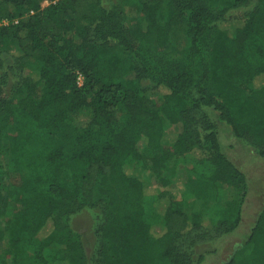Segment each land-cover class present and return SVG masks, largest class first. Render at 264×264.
I'll return each instance as SVG.
<instances>
[{
  "label": "trees",
  "instance_id": "16d2710c",
  "mask_svg": "<svg viewBox=\"0 0 264 264\" xmlns=\"http://www.w3.org/2000/svg\"><path fill=\"white\" fill-rule=\"evenodd\" d=\"M42 1L0 0V264L30 249L34 264L202 262L180 240L233 233L248 193L220 125L264 156V0H123L137 4L132 22L102 0ZM195 150L201 186L238 192L214 198L210 226L204 212L185 210L189 184L179 197L170 190L179 169L155 176L151 194L131 164L149 152L165 169ZM86 206L101 212L91 257L71 225ZM246 241L248 264H264V205Z\"/></svg>",
  "mask_w": 264,
  "mask_h": 264
},
{
  "label": "rangeland",
  "instance_id": "374dc122",
  "mask_svg": "<svg viewBox=\"0 0 264 264\" xmlns=\"http://www.w3.org/2000/svg\"><path fill=\"white\" fill-rule=\"evenodd\" d=\"M223 2L224 0H213L215 7L220 6ZM48 4L49 1L47 0L41 2L42 7ZM102 4L108 8H122L128 15V22H132L133 18L137 15L136 3L129 4L123 0H102ZM166 17L167 12H164L160 21L165 22ZM184 44H186V40L183 35V29L177 27L174 30L171 45L179 47ZM121 56L125 57L123 54H121ZM18 76V71L11 72L9 75V86L11 91L18 80ZM79 82L82 84V77L79 78ZM143 85L149 87L154 95H160L165 92L162 88H155L149 81H143ZM220 128L221 142L225 154L248 178V193L242 207L241 223L233 233L227 235L217 234L213 230H196L191 235L180 240L179 249L188 253L191 258L196 260L202 255L204 258L203 261L197 264H228L233 260L236 264H248L247 252L249 250H245L246 239L264 205V156H261L258 150L251 144L236 139L224 125L221 124ZM177 131L178 128L176 127L169 130L167 134V145H171L176 137ZM201 155L202 153L199 150L181 154L170 160L169 167L159 169L151 162V155L149 152H146L145 160L131 161V164L132 166L140 167L143 176L148 179L149 182L151 181L150 191H148L151 194H156L159 189L155 183H152L154 182L155 176L169 177L179 169L181 179L170 190L179 197L181 191L184 189V184H189L190 191L185 203V210L187 212L196 210L204 212V214H206L204 226H210V218L207 214L209 206L212 205L214 198L216 196L223 199L237 198L238 192L234 188L227 186L221 189H216L212 185L206 187L208 182L201 186L196 181L197 177L193 172L197 158ZM14 181L17 185L19 184L17 178H14ZM193 188L195 189L192 190ZM100 215V208L97 206H86L82 211L71 217V225L75 230L81 233L89 257L94 254L96 249L97 239L95 231ZM6 244L7 240L5 239L0 248V252L3 254L6 252ZM32 253V249H30L24 256L18 257L17 259L8 257L6 262L7 264H34L32 262Z\"/></svg>",
  "mask_w": 264,
  "mask_h": 264
},
{
  "label": "built area",
  "instance_id": "2783aa9c",
  "mask_svg": "<svg viewBox=\"0 0 264 264\" xmlns=\"http://www.w3.org/2000/svg\"><path fill=\"white\" fill-rule=\"evenodd\" d=\"M8 21H4V23H7ZM81 78V77H80Z\"/></svg>",
  "mask_w": 264,
  "mask_h": 264
}]
</instances>
